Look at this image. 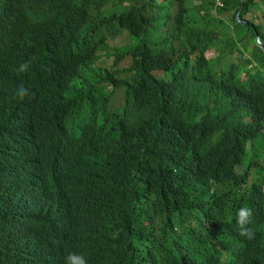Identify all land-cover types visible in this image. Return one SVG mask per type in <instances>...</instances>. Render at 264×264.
<instances>
[{
  "label": "trees",
  "instance_id": "obj_1",
  "mask_svg": "<svg viewBox=\"0 0 264 264\" xmlns=\"http://www.w3.org/2000/svg\"><path fill=\"white\" fill-rule=\"evenodd\" d=\"M262 5L0 0V264H264Z\"/></svg>",
  "mask_w": 264,
  "mask_h": 264
},
{
  "label": "clouds",
  "instance_id": "obj_2",
  "mask_svg": "<svg viewBox=\"0 0 264 264\" xmlns=\"http://www.w3.org/2000/svg\"><path fill=\"white\" fill-rule=\"evenodd\" d=\"M32 61L28 60L18 65V72H27L31 66ZM30 95L29 89L23 84L17 85L14 96L18 100H24ZM83 167V166H82ZM77 207L92 211L97 208L96 204L90 199L82 197L78 201L72 202ZM252 210L249 207H241L236 212V224L239 228V234L247 239H253L255 232L250 227L252 223ZM87 248H85L84 256L77 253H69L64 258V264H108L105 251L103 249V241L100 236L94 234L88 241H86Z\"/></svg>",
  "mask_w": 264,
  "mask_h": 264
},
{
  "label": "rangeland",
  "instance_id": "obj_3",
  "mask_svg": "<svg viewBox=\"0 0 264 264\" xmlns=\"http://www.w3.org/2000/svg\"><path fill=\"white\" fill-rule=\"evenodd\" d=\"M195 5H197V3H195ZM217 5H220V3H218V1H217ZM262 7H263V9H264V5H262ZM173 11H174V9H173ZM172 13H173V12H172ZM212 14H215V9H212ZM255 14H256V15H260L259 12L255 13ZM255 14H253L252 17H254ZM151 15H152V14H151ZM154 15H155V14H153L152 16H154ZM250 17H251V16L246 15V16L244 17V19H247V20H248V19H250ZM226 18H227V17H226ZM260 19H261V21H262L263 24H264V17L261 16ZM237 20H238V19H237ZM214 27H215V28H218L217 25H214ZM138 41H139V39H134V43H138ZM123 44H124V40H123L122 37H119V38L116 39L115 41L111 42V46H121V45H123ZM249 46L252 48V47L254 46V43L251 42V44H250ZM248 54H249V52H248V53H244V55L241 56L240 54L236 53V50H235V54H233L231 58H232V61H233L234 63H242V62H240V61L238 60L237 57H239V56H241V57H247ZM206 56H207L208 58H210V57H214V51L206 53ZM114 60H115L114 57H112L111 59H107L106 57H104V59H102L101 61H102L103 64L106 65L107 67H112V66L114 65V64H113ZM130 63H131V59H130L129 57H126L125 59H123V60L120 62L118 68L128 67V66L130 65ZM97 65H98V64H97ZM121 91H122L121 89L118 90V92L115 94V97H114V103L117 104V105H118V104L120 103V101H121V95H122V92H121Z\"/></svg>",
  "mask_w": 264,
  "mask_h": 264
},
{
  "label": "water",
  "instance_id": "obj_4",
  "mask_svg": "<svg viewBox=\"0 0 264 264\" xmlns=\"http://www.w3.org/2000/svg\"><path fill=\"white\" fill-rule=\"evenodd\" d=\"M241 2H243L244 0H240ZM237 19L241 24H247L246 21H242L240 20V14L237 15ZM258 44L260 45V48L264 51V45L263 43L260 41V39L258 38Z\"/></svg>",
  "mask_w": 264,
  "mask_h": 264
}]
</instances>
